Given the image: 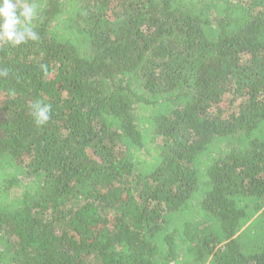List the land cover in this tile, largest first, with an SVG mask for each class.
Wrapping results in <instances>:
<instances>
[{"label": "trees", "instance_id": "1", "mask_svg": "<svg viewBox=\"0 0 264 264\" xmlns=\"http://www.w3.org/2000/svg\"><path fill=\"white\" fill-rule=\"evenodd\" d=\"M32 2L39 38L0 41V264H264V0Z\"/></svg>", "mask_w": 264, "mask_h": 264}, {"label": "clouds", "instance_id": "2", "mask_svg": "<svg viewBox=\"0 0 264 264\" xmlns=\"http://www.w3.org/2000/svg\"><path fill=\"white\" fill-rule=\"evenodd\" d=\"M36 5L32 0H0V41H7L12 46H19L28 41L37 40L34 19ZM50 106L37 102L32 115L38 125L50 120Z\"/></svg>", "mask_w": 264, "mask_h": 264}]
</instances>
